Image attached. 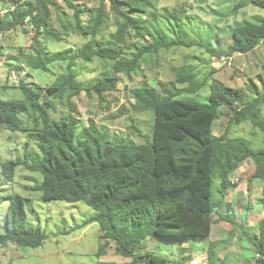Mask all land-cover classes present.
<instances>
[{
	"label": "trees",
	"instance_id": "1",
	"mask_svg": "<svg viewBox=\"0 0 264 264\" xmlns=\"http://www.w3.org/2000/svg\"><path fill=\"white\" fill-rule=\"evenodd\" d=\"M59 1L67 5L74 15V24L62 22L67 33L53 31L50 22L51 7L56 8ZM105 1L100 0L99 15L86 22L82 20L85 7L74 0H12V6L0 14L1 53L6 52L4 38L7 34L29 19L30 26L36 31L30 48L14 47L17 56H23L26 65L35 70L49 71L50 66L64 61L67 67V73L60 75L51 85L36 83L32 87L21 80L18 87L23 92V99L0 98V125L28 133V138L35 141L40 150L35 154L26 149L23 157L0 160V188L3 175L14 177L19 166L40 172L42 182L31 189L41 191L44 201H86L96 214L89 217L84 225L98 223L103 230L100 237L114 240L119 254L133 258L125 264H182L149 249H145L142 256H136V251L148 237H167L173 241L175 237H210L213 214L219 207L214 196L215 178L220 179L223 191L228 189L233 185L230 173L247 158L255 163L253 177L259 179L262 187L258 201L264 205V149H254L243 137L229 138L227 132L221 135L214 132L221 108L233 111L231 123L251 121L261 127L264 123L261 108L264 97L250 101L244 88L217 80L210 84L208 101L181 97L189 90L199 91L207 81L196 82V75L192 72L194 67L180 65L172 67L175 74L171 83L173 88L163 90L160 83L155 86L144 83L130 90L136 111L141 115L151 114L154 118L151 138L144 142L123 134L110 137L94 121L80 131V118L72 112L55 118L53 96L66 97L71 111L74 109L71 98L86 89H93L102 102L105 91L116 89L121 79L119 74L133 80L135 75L142 73L140 64L147 52L179 45H199L219 57L224 53L223 49H215L205 38V41L167 40L159 29L154 28L155 23L149 15L166 16L181 27L186 22L184 17L189 18L192 14L185 16L180 12L186 9L169 8H164L162 14L157 9L150 12L149 0H125L121 1L122 4L120 0H110L118 17V29L111 34L114 43L112 40L104 43L103 38L97 36L103 32L106 23ZM250 3L264 9V0H250ZM243 6L244 1H240L235 9ZM135 13L141 16H135ZM153 30L159 34V39L153 37ZM41 33L55 40H60L62 33L90 38L75 53L56 51L50 54L42 46ZM133 33L137 38L144 36V39H149L129 58L124 56V49L132 42L134 37H129ZM263 41L264 18L255 22H238L232 28L226 54L250 53ZM94 57L110 62L113 73L104 70L98 81L90 86L84 85L77 79L76 61L89 62ZM186 84L187 87L184 86ZM50 109L54 112L50 113ZM131 122L140 132L139 136H143L133 117ZM8 198L7 227L0 234V251L10 243L25 248L42 246L48 235L41 226L27 222L29 199L19 193L9 194ZM230 216L227 221L235 223ZM258 237L260 243L252 241L260 254L254 264H264V235ZM218 242L221 240L211 241L208 250ZM107 246L108 241L100 246V251L104 253Z\"/></svg>",
	"mask_w": 264,
	"mask_h": 264
},
{
	"label": "rangeland",
	"instance_id": "2",
	"mask_svg": "<svg viewBox=\"0 0 264 264\" xmlns=\"http://www.w3.org/2000/svg\"><path fill=\"white\" fill-rule=\"evenodd\" d=\"M121 1L125 0H120V4H122ZM149 1L151 6L148 11L150 12L157 9L162 14L164 8L186 9L185 12L180 13L185 16L191 14L194 16L184 17L186 22L179 27L166 16L149 15L155 23L154 28L159 29L167 40L203 41L205 38L215 49H223V54L228 52L231 31L236 23L255 22L264 18V9L251 4L250 0H207L206 3L199 0ZM240 1H244L245 6L236 10L235 5ZM74 2L85 7L82 14L84 22L97 17L100 13V0H74ZM105 4L106 23L103 32L97 38L102 37L104 43H108L109 40L114 43L111 34L118 29L116 22L118 17L111 7L110 0H106ZM10 6H12V0H0V14L6 12ZM51 10L50 22L53 31L60 30L67 33L62 22L74 24L73 11L61 1L57 2L56 8L51 7ZM135 16L140 17L141 14L135 13ZM120 19L123 20L122 17ZM35 31V28L30 26V20L27 19L25 24L4 38L7 48L6 52H0V98L23 99V92L18 87L21 80L32 87L36 86V83L51 85L56 78L67 73L65 61L50 66L49 71H43L27 66L23 56L15 57L18 53L14 47L28 48ZM63 33L60 40L41 33L39 37L42 40V46L50 54L56 51L75 53L90 38L74 33L65 36ZM132 37H134L132 42L124 49L126 51L124 56L129 58H132L139 48L148 42L146 39H149V37L144 39V36L137 38L134 33L129 38ZM153 37L159 39V34L155 30H153ZM231 56L232 64L219 66V55L210 53L199 45H179L147 52L140 64L142 73L135 75L133 80L119 74L121 79L116 89L105 91L102 102L93 89H86L79 96L71 98L74 106L72 111L66 97L60 99L53 96L56 111L53 113L54 111L50 109L49 112L53 113L55 118L72 112L80 118V131L87 127L90 121H94L96 126L110 137L123 134L137 142H144L147 138H151L154 118L151 114L141 115L136 111L130 90L144 83L150 86L160 83L163 90L173 88L171 85L175 79L173 66L194 67L192 72L196 75V82L207 81L199 91L189 90L181 94V97L208 101L211 93L210 84L213 80L244 88L248 92L250 101L264 97V41L250 53L235 52ZM74 70L77 79L89 86L100 79L104 70L113 73L111 63L99 57H94L89 62L78 59ZM257 89L258 92H256ZM261 108L264 118V104ZM221 111L220 118L214 124V132L217 135L227 132L229 138L240 136L254 149H264V123L261 127L255 126L251 121L241 124L231 123L233 111L229 108H221ZM132 117L143 136H139L140 132L132 126ZM28 137V133L13 131L1 124L0 160L23 157L26 149L32 150L35 154L39 153L36 142ZM244 168L247 173L242 171L240 175L233 174L232 177L235 182L238 179L241 180L240 186L233 185L223 191L220 179L215 178L214 196L219 207L213 214V235L208 238L175 237L174 241L167 237H148L143 241L138 252L136 251V256H142V252L149 249L182 264H254L257 258V247L252 244V241L260 243L257 238L260 234L264 235V205L258 202L262 194L259 179L249 178L255 169L253 159L245 161ZM41 182L42 174L33 172L25 166H19L14 177L3 175L0 188V234L4 233L7 227L10 203L8 196L19 193L29 199L26 205L27 222L33 226H41L46 230L48 237L38 248L6 244L1 247L0 264H125L132 261V257H126L117 252V243L114 240L100 237L103 236V230L98 223L84 225L89 217L96 214L93 207L86 201L74 203L59 199L44 201L41 198V191L31 189ZM229 215H232L230 219L231 221L234 219L235 223L227 221ZM219 240L221 243L212 245V250H208L211 241ZM106 241L108 246L103 253L100 251V246Z\"/></svg>",
	"mask_w": 264,
	"mask_h": 264
},
{
	"label": "crops",
	"instance_id": "3",
	"mask_svg": "<svg viewBox=\"0 0 264 264\" xmlns=\"http://www.w3.org/2000/svg\"><path fill=\"white\" fill-rule=\"evenodd\" d=\"M15 57H17L18 58V56L17 55H15ZM250 159V158H249ZM248 159H245L244 161H242L239 165H238V167L237 168H235L231 173H230V175H229V179H230V181L233 183V185H237L238 184V186H240V183L239 182H241V180L240 179H238V180H236L237 182H235L234 180H233V174H235V175H237V174H239L240 175V172H246L247 173V171H245V168L243 169V163L245 162V161H247ZM254 171H255V169H254ZM254 173V172H253ZM251 180L254 178L253 177V174H252V176L251 177H249ZM246 179H248V178H246ZM250 179H248V180H250ZM232 185V186H233ZM232 186H230V187H232ZM259 202V201H258ZM250 209V208H249ZM245 212V211H244ZM243 212V213H244ZM213 230V229H212ZM211 235H213V232L211 233ZM222 240V239H221Z\"/></svg>",
	"mask_w": 264,
	"mask_h": 264
},
{
	"label": "built area",
	"instance_id": "4",
	"mask_svg": "<svg viewBox=\"0 0 264 264\" xmlns=\"http://www.w3.org/2000/svg\"><path fill=\"white\" fill-rule=\"evenodd\" d=\"M231 60H232V56H229V55H222V56H220V58H219V62H220V65H219V66L232 64V63H231ZM258 256H259V254H257V257H258Z\"/></svg>",
	"mask_w": 264,
	"mask_h": 264
},
{
	"label": "clouds",
	"instance_id": "5",
	"mask_svg": "<svg viewBox=\"0 0 264 264\" xmlns=\"http://www.w3.org/2000/svg\"><path fill=\"white\" fill-rule=\"evenodd\" d=\"M223 55H228V54H223ZM229 56H231V55H229ZM247 159H249V158H247ZM251 159V158H250ZM256 167V166H255ZM229 189V188H228ZM257 254H259V253H256V257H257ZM260 255V254H259ZM259 257V256H258Z\"/></svg>",
	"mask_w": 264,
	"mask_h": 264
}]
</instances>
